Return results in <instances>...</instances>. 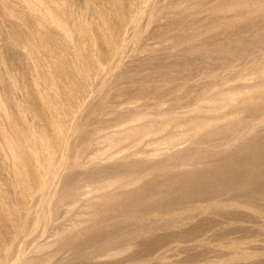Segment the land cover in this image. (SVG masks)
<instances>
[{"label": "rangeland", "instance_id": "1", "mask_svg": "<svg viewBox=\"0 0 264 264\" xmlns=\"http://www.w3.org/2000/svg\"><path fill=\"white\" fill-rule=\"evenodd\" d=\"M0 264H264V0H0Z\"/></svg>", "mask_w": 264, "mask_h": 264}]
</instances>
